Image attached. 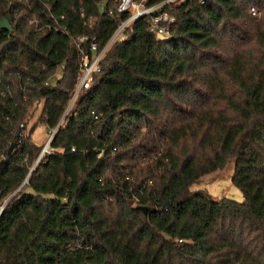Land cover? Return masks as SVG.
Masks as SVG:
<instances>
[{
  "label": "trees",
  "instance_id": "1",
  "mask_svg": "<svg viewBox=\"0 0 264 264\" xmlns=\"http://www.w3.org/2000/svg\"><path fill=\"white\" fill-rule=\"evenodd\" d=\"M200 1L164 7L166 36L134 21L36 164L27 117L43 101L38 124L61 120L73 38L102 47L126 15L118 0H0V264H264V0ZM233 160L243 202L192 189Z\"/></svg>",
  "mask_w": 264,
  "mask_h": 264
},
{
  "label": "built area",
  "instance_id": "2",
  "mask_svg": "<svg viewBox=\"0 0 264 264\" xmlns=\"http://www.w3.org/2000/svg\"><path fill=\"white\" fill-rule=\"evenodd\" d=\"M176 1L186 0H164L152 5H147L145 3L146 0H118L117 11L120 14L126 15V17L119 23L102 47L99 45L98 37H90L89 35L82 34L73 38V43L79 51L80 62V74L77 80L76 88L57 126L47 130L48 137L42 146L41 152L36 160V164H38L47 154L56 153L57 150L53 146V140L57 132L65 122V119L72 109V106L80 92L90 89L93 86L95 76L101 72L103 59L110 47L114 43L124 40L128 29L132 27L134 21L145 16L150 17V29L153 32H156L159 35H169L170 26L176 22V18L165 12L164 7ZM204 2L205 0L200 1L201 4ZM250 12L257 19L261 18L262 11L257 7H252ZM28 22L31 26H34L37 31L45 30L47 28L50 31L57 29L56 26L51 23L41 25V20L39 18H31ZM91 22L92 19L89 20V23ZM64 33L67 32L64 31ZM46 84H48V82H46Z\"/></svg>",
  "mask_w": 264,
  "mask_h": 264
},
{
  "label": "rangeland",
  "instance_id": "3",
  "mask_svg": "<svg viewBox=\"0 0 264 264\" xmlns=\"http://www.w3.org/2000/svg\"><path fill=\"white\" fill-rule=\"evenodd\" d=\"M60 75L61 71L58 72L53 82H55ZM42 107L43 101L33 105L27 117L28 130L32 129V127L37 124L32 137L38 145H43L48 137L47 128L43 124H38ZM234 170L235 162L233 160L228 163L225 168L216 170L203 177L201 181L192 186V189L207 190L214 200L228 198L237 202H243L245 199L243 192L233 183Z\"/></svg>",
  "mask_w": 264,
  "mask_h": 264
},
{
  "label": "water",
  "instance_id": "4",
  "mask_svg": "<svg viewBox=\"0 0 264 264\" xmlns=\"http://www.w3.org/2000/svg\"><path fill=\"white\" fill-rule=\"evenodd\" d=\"M0 29L6 32H11L13 30L12 23L4 14L0 16ZM16 146H17V143L12 144L9 148V153H11ZM139 209H141L144 213H148L149 211L148 206H139ZM2 210H3V207L0 210V214Z\"/></svg>",
  "mask_w": 264,
  "mask_h": 264
}]
</instances>
